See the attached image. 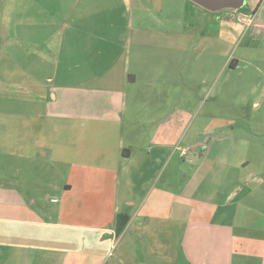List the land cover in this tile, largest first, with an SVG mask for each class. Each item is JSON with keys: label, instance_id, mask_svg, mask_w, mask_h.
I'll return each mask as SVG.
<instances>
[{"label": "crops", "instance_id": "1", "mask_svg": "<svg viewBox=\"0 0 264 264\" xmlns=\"http://www.w3.org/2000/svg\"><path fill=\"white\" fill-rule=\"evenodd\" d=\"M250 1L252 16L240 7L219 18V44L240 47L226 67L248 53L264 58V0ZM3 6L0 151L44 157L60 179L45 197L56 209L45 220L0 186V264L264 260V123L231 126L233 134L207 120L222 105L207 89V52L222 53L207 19L194 31L193 19H179V0ZM238 15L253 22L233 26ZM207 95L208 113L199 108ZM118 215L128 217L119 234Z\"/></svg>", "mask_w": 264, "mask_h": 264}, {"label": "rangeland", "instance_id": "2", "mask_svg": "<svg viewBox=\"0 0 264 264\" xmlns=\"http://www.w3.org/2000/svg\"><path fill=\"white\" fill-rule=\"evenodd\" d=\"M244 1L243 6L239 10L241 12L246 11L252 16L251 11L255 9L256 3L253 5L250 0ZM4 3L5 0H0V17L4 9ZM178 7L179 19L189 18L194 20V31L199 29L201 20L207 19V37L212 36L216 40L217 45L215 47L222 52L217 55L213 53L214 48H212L211 53L207 52V58H212V65L207 66V89L213 88L212 96L219 91L222 100L221 107L214 110L215 117L213 119L207 118V120L222 123L225 126L223 130L233 132V134L234 129L231 130V126H237L238 130L247 132L252 128L253 122L264 123V58L260 62L254 63L251 60L253 54L248 53L242 57L245 58V61H242L236 69L229 66L226 67L230 59H235L240 54V47L238 48V45H236L238 42L235 39H229L230 45L228 47L220 45L219 40H217V38L224 39V37L219 38L222 36L220 33L222 21L220 22L219 18L224 14L223 11L235 13L236 9L227 8L209 12L189 0H179ZM240 18L244 17L236 16V18H233L234 23L231 22V24L233 26L236 25L235 23L239 24L236 19L240 21ZM243 24H247V22H243ZM222 42H227V40H222ZM199 103V108L204 103L203 107L207 106V113L210 112L211 100L208 95L201 99ZM194 119L195 121H205V110ZM227 120L231 121V124L226 126L225 121ZM262 131H264V125ZM208 134L214 135L215 133L207 132ZM14 167L19 171L16 177L10 175V171ZM57 167L58 164L49 163L44 157L35 155L33 159H30L25 156L9 154L2 150L0 151V186L4 190L18 193L25 201V204H27V207L29 204L33 215H36V218L45 220V214L50 216L52 210H56L55 208H45V197L52 194V185L59 182L60 176L58 175ZM217 199L221 202L225 197ZM259 212L261 213L260 216L264 218V208H260ZM258 217V214H249V218H255L256 220ZM252 224V222L245 224L244 233L247 236L251 235L250 227L253 226ZM262 225L261 221L257 224V226ZM242 260L243 264H264V260L257 257L246 256L242 257Z\"/></svg>", "mask_w": 264, "mask_h": 264}, {"label": "water", "instance_id": "3", "mask_svg": "<svg viewBox=\"0 0 264 264\" xmlns=\"http://www.w3.org/2000/svg\"><path fill=\"white\" fill-rule=\"evenodd\" d=\"M194 4L206 9L207 11L216 12L227 8H240L244 0H190Z\"/></svg>", "mask_w": 264, "mask_h": 264}, {"label": "trees", "instance_id": "4", "mask_svg": "<svg viewBox=\"0 0 264 264\" xmlns=\"http://www.w3.org/2000/svg\"><path fill=\"white\" fill-rule=\"evenodd\" d=\"M128 220V217L126 215H118L115 219V228L116 233L119 234L122 229L124 228L126 222Z\"/></svg>", "mask_w": 264, "mask_h": 264}, {"label": "built area", "instance_id": "5", "mask_svg": "<svg viewBox=\"0 0 264 264\" xmlns=\"http://www.w3.org/2000/svg\"><path fill=\"white\" fill-rule=\"evenodd\" d=\"M240 21L242 22H247V25H251V23L253 22V19L251 17L248 18H240Z\"/></svg>", "mask_w": 264, "mask_h": 264}]
</instances>
